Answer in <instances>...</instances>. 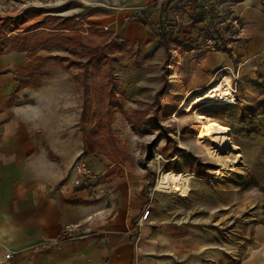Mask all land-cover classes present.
<instances>
[{
	"label": "crops",
	"instance_id": "crops-1",
	"mask_svg": "<svg viewBox=\"0 0 264 264\" xmlns=\"http://www.w3.org/2000/svg\"><path fill=\"white\" fill-rule=\"evenodd\" d=\"M176 1L116 0L82 28L103 35L96 47L114 40L168 56L155 39L156 25ZM192 12L181 13L182 36L190 32ZM237 14L241 34L225 52L194 44L181 49L175 76L185 100L229 85L234 73L264 75V0H241ZM17 40L0 32V264H264V225L239 251L217 230L163 223L149 213L144 175L105 156H84L81 93L59 68L38 62L53 52L34 56L16 47ZM78 162L88 176L72 170ZM68 226L82 237L56 245Z\"/></svg>",
	"mask_w": 264,
	"mask_h": 264
},
{
	"label": "rangeland",
	"instance_id": "rangeland-1",
	"mask_svg": "<svg viewBox=\"0 0 264 264\" xmlns=\"http://www.w3.org/2000/svg\"><path fill=\"white\" fill-rule=\"evenodd\" d=\"M115 2L0 0V32L12 33L18 39L15 46L27 47L34 56L53 52L46 62H38L48 69L59 68L65 82L81 93L82 105L86 85L92 99L93 89L103 88L106 93L112 80L122 109L102 135L107 150L101 156L126 163L145 176L153 205L149 213L163 223L217 230L226 246L239 245L242 251L253 229L264 225V75L238 76L233 103L200 105L195 114L185 112L184 103L192 97L185 100L182 96L175 65L168 66L167 54L154 56L142 45L117 41L110 47L114 40L96 47L103 35L82 28L88 16L102 14L104 6ZM69 19L68 30H58ZM94 49L100 56L109 53V61L86 63L82 52ZM210 85L204 90H211ZM106 102L103 98L100 106ZM157 106L160 112L155 115ZM80 128L83 136L92 126L80 124ZM203 130L227 133L235 149L224 151L219 162L210 158L203 149ZM166 172L183 176L186 196L155 190Z\"/></svg>",
	"mask_w": 264,
	"mask_h": 264
},
{
	"label": "built area",
	"instance_id": "built-area-1",
	"mask_svg": "<svg viewBox=\"0 0 264 264\" xmlns=\"http://www.w3.org/2000/svg\"><path fill=\"white\" fill-rule=\"evenodd\" d=\"M241 0H177L173 7L166 14L160 16V21L156 25L155 39L163 42L168 40V57L171 64L176 65L180 57V51L190 44L196 45L204 52H225L229 45L233 44L241 34L242 22L237 14V5ZM186 8L193 9V14L186 24L190 27L188 35H181L184 28V21L181 13ZM142 10H137L136 15H141ZM107 31V28H103ZM222 75H219L221 79ZM230 87L238 78V74L231 76ZM234 94V91H233ZM85 176L89 172L78 162L72 167ZM78 185V182H75ZM145 217H141L137 222H142ZM82 237L80 229L76 226L63 228L59 233L56 245L62 241L79 239ZM12 253H6L5 259L10 260Z\"/></svg>",
	"mask_w": 264,
	"mask_h": 264
},
{
	"label": "trees",
	"instance_id": "trees-1",
	"mask_svg": "<svg viewBox=\"0 0 264 264\" xmlns=\"http://www.w3.org/2000/svg\"><path fill=\"white\" fill-rule=\"evenodd\" d=\"M72 19L64 20L62 25L59 26L58 30L66 31L70 27V22ZM34 28V26H33ZM168 40L163 41L164 46H167ZM110 47L115 46V41H111L108 44ZM109 54V53H108ZM99 55V51L97 49L89 50L82 52V57L86 59V63L91 64L93 61L99 63L100 59L104 61H109V55ZM86 72V71H85ZM108 88L109 90L105 92L103 88L97 90L93 89L92 91V99L89 94V88L87 85L82 90L83 92V105L80 116V124L83 125H91L92 129L88 132H83L84 138V156L91 155H105L107 150V143L102 140V135L108 133L109 124L111 123L114 114L119 112L122 109V103L118 99L115 93V87L112 80H108ZM105 97H104V96ZM106 99V103L100 106L101 101ZM155 115H158L160 112V107H156Z\"/></svg>",
	"mask_w": 264,
	"mask_h": 264
},
{
	"label": "bare ground",
	"instance_id": "bare-ground-1",
	"mask_svg": "<svg viewBox=\"0 0 264 264\" xmlns=\"http://www.w3.org/2000/svg\"><path fill=\"white\" fill-rule=\"evenodd\" d=\"M231 82V81H230ZM229 82V85H230ZM233 90L231 87L226 85H218L213 90L209 92H203L200 95L193 96L190 100L184 103V111L192 112L196 107L205 108L213 105H226L233 103ZM197 111H194V114ZM203 149L206 154L220 161V155L224 153L227 149H235V146L231 144L230 137L227 133L222 131H207L203 130ZM155 190L160 193H178L180 196H186L188 187L186 185V180L180 174H175L172 172H166L161 175V177L156 182Z\"/></svg>",
	"mask_w": 264,
	"mask_h": 264
}]
</instances>
